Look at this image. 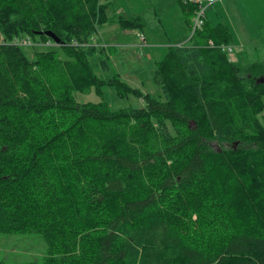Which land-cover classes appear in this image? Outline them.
<instances>
[{
    "label": "trees",
    "instance_id": "16d2710c",
    "mask_svg": "<svg viewBox=\"0 0 264 264\" xmlns=\"http://www.w3.org/2000/svg\"><path fill=\"white\" fill-rule=\"evenodd\" d=\"M108 5L0 0V233L45 249L0 264H264V55L239 67L228 27L204 23L155 63L149 95L93 71L97 24L145 23ZM46 31L64 57L16 43L53 42ZM104 85L142 104L75 97Z\"/></svg>",
    "mask_w": 264,
    "mask_h": 264
},
{
    "label": "rangeland",
    "instance_id": "374dc122",
    "mask_svg": "<svg viewBox=\"0 0 264 264\" xmlns=\"http://www.w3.org/2000/svg\"><path fill=\"white\" fill-rule=\"evenodd\" d=\"M223 7L222 1H213L206 6L205 15L218 16L227 25ZM115 13L141 16L145 23L136 28L125 27L117 21L97 24L91 42L101 51L93 57V71L101 78L118 75L121 80L149 95L159 93L158 87L151 82L153 67L166 56L171 46L190 43L192 30L189 18L191 20L193 15H187L177 0H109L105 14L110 17ZM230 14L233 42L228 56L243 68L256 57L264 55V0H242L236 4L231 1ZM140 35L145 38L144 42L139 40ZM54 44L31 41L21 48L29 58L36 51L46 50H56L60 57H64L63 49ZM259 48L261 50L256 52ZM101 59L108 62L109 69L99 65ZM75 97L83 102L102 99L111 110L142 104V99L138 97L118 96L108 85L101 86L100 95L90 90L88 93L77 92ZM44 250L38 233H0V259L7 262L31 263L42 259Z\"/></svg>",
    "mask_w": 264,
    "mask_h": 264
},
{
    "label": "built area",
    "instance_id": "2783aa9c",
    "mask_svg": "<svg viewBox=\"0 0 264 264\" xmlns=\"http://www.w3.org/2000/svg\"><path fill=\"white\" fill-rule=\"evenodd\" d=\"M190 2H194L197 4V8L193 12L192 20H191V30L194 32L195 30H198L203 26L204 23V18H205V7L207 4L212 3L214 0H189ZM139 40L144 42V37L142 35L139 36ZM208 44L211 46H214V43L212 40H207ZM16 43L21 44V45H28L31 43L30 39L23 38L19 39L16 41ZM49 42H47L48 44ZM222 50L226 51L229 55L231 54L230 52L232 51V47L230 45H220Z\"/></svg>",
    "mask_w": 264,
    "mask_h": 264
},
{
    "label": "crops",
    "instance_id": "0c3cea01",
    "mask_svg": "<svg viewBox=\"0 0 264 264\" xmlns=\"http://www.w3.org/2000/svg\"><path fill=\"white\" fill-rule=\"evenodd\" d=\"M214 1H218V0H214ZM220 1H222L223 4H224V7H223L224 8V14L226 16V20H227L229 25L228 24L226 25L225 22L221 21L220 17L214 16V15H213V17L212 16H207V15H205L206 13L204 14L205 15V19H204L205 24L208 25V26H213L214 27V25H216L218 23H223L224 25H226V27H228L230 33H232L231 32V27H230V25H231V14H230L231 13V1H232L233 4H236V3H238V2H240L242 0H239V1L238 0H220ZM209 5H210V3L207 4L206 6H209ZM205 10H206V7H205ZM242 25H243V23H242ZM232 35H233V33H232ZM232 40H233V38H232ZM180 44H182V43H180Z\"/></svg>",
    "mask_w": 264,
    "mask_h": 264
},
{
    "label": "water",
    "instance_id": "95a60500",
    "mask_svg": "<svg viewBox=\"0 0 264 264\" xmlns=\"http://www.w3.org/2000/svg\"><path fill=\"white\" fill-rule=\"evenodd\" d=\"M39 33H42V32L39 31ZM44 33H45L48 37H50V38L53 40L54 43H56V44H60V38H59L56 34H54V32H52V31H46V32H44ZM258 81H259V82H263V81H264V77H263V78H259Z\"/></svg>",
    "mask_w": 264,
    "mask_h": 264
}]
</instances>
